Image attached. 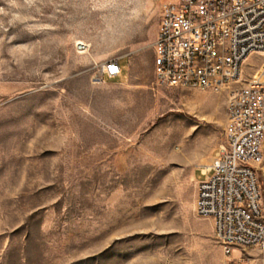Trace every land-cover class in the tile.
<instances>
[{"label":"rangeland","instance_id":"1","mask_svg":"<svg viewBox=\"0 0 264 264\" xmlns=\"http://www.w3.org/2000/svg\"><path fill=\"white\" fill-rule=\"evenodd\" d=\"M164 1L0 0V264H226L195 203L242 82L157 83Z\"/></svg>","mask_w":264,"mask_h":264},{"label":"built area","instance_id":"2","mask_svg":"<svg viewBox=\"0 0 264 264\" xmlns=\"http://www.w3.org/2000/svg\"><path fill=\"white\" fill-rule=\"evenodd\" d=\"M154 51L159 85L220 91L242 82L229 94L225 141L200 167L195 211L214 220L226 264H264V63L242 74L264 51V0H165ZM102 73L116 78L120 62Z\"/></svg>","mask_w":264,"mask_h":264},{"label":"bare ground","instance_id":"3","mask_svg":"<svg viewBox=\"0 0 264 264\" xmlns=\"http://www.w3.org/2000/svg\"><path fill=\"white\" fill-rule=\"evenodd\" d=\"M79 47H80V49L83 51V50H85V48H86V45H85V43H83V42H79Z\"/></svg>","mask_w":264,"mask_h":264},{"label":"crops","instance_id":"4","mask_svg":"<svg viewBox=\"0 0 264 264\" xmlns=\"http://www.w3.org/2000/svg\"><path fill=\"white\" fill-rule=\"evenodd\" d=\"M122 73H123V72H122ZM122 73H121L119 76H121V75H122ZM119 76H117V77H119ZM117 77H116V78H117ZM201 175H202V173H201Z\"/></svg>","mask_w":264,"mask_h":264}]
</instances>
